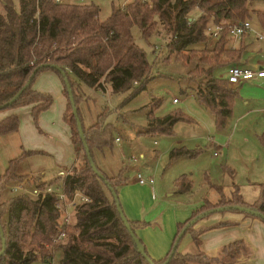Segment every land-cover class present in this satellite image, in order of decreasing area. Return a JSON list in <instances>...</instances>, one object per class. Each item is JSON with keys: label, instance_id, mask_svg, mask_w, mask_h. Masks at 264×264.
<instances>
[{"label": "trees", "instance_id": "trees-1", "mask_svg": "<svg viewBox=\"0 0 264 264\" xmlns=\"http://www.w3.org/2000/svg\"><path fill=\"white\" fill-rule=\"evenodd\" d=\"M114 4L111 14L103 19L100 16L101 7L94 0L87 3L57 0H17L15 3L14 0H0V106L8 103L28 84L37 68L46 65L39 68L20 97L10 106L0 108V111L28 105L37 123L40 115L53 105L54 98L35 88L36 79L45 70L56 72L63 82L68 100L65 120L71 127L74 152L83 159L82 164L71 167L68 175L57 176L49 183L39 178L34 184L45 188L59 182L57 185L62 183L69 195L80 190L91 198L89 203L77 207L66 239L55 246L63 253L60 264L151 263L126 227L106 184L108 181L119 195V188L127 182L123 170L116 177H110L96 165L105 179L93 170L73 114L64 77L57 67L66 72L79 111V104L85 99L84 85L97 90H106L110 86L113 93H122L140 84L133 96L146 89L151 80V66L146 51L135 40L134 27L139 29L144 39L149 40L156 34L159 22L164 24L167 34L163 39L166 40L169 54L182 56L190 64L195 60L187 56V52L194 45L212 39L207 34L209 24L223 25L222 36L213 39V48L210 50L212 57L205 55L197 60L208 67L197 65L188 72H200L207 77L204 83H199L196 95L214 114L217 127L223 129L233 114L239 89L232 87L228 78L214 77L212 74L218 67L237 65L246 49L245 46L234 45L229 26L250 20L253 13L264 28V10L252 11L250 0H181L173 20L160 14L155 1L131 0L125 5ZM195 10H199L200 14L196 18L190 17ZM158 105L159 101H152L145 106L149 121L143 131L145 134H172L177 123L191 120L182 111L155 116L154 108ZM19 126V114L5 117L0 121V136L18 131ZM114 128L113 124L107 122L105 112H101L89 127L83 125L92 156L94 149L102 150L113 144ZM259 139L264 147V133L259 135ZM200 153L201 150L175 148L170 152V160L172 163L182 157H196ZM29 154L32 152L24 151L18 158L12 159L5 173L0 176V198L5 184L19 177V163ZM207 182L209 188L217 192L218 198L215 201L205 198L192 216L178 225L172 249L181 231L193 219L210 210L224 207L225 210L221 212H243L254 216L236 208L240 206L264 215V182L258 184V195L252 202L246 200L237 185L226 193L223 185L212 184L210 180ZM175 185V192L184 194L191 191L193 181L187 175H182L175 180ZM59 216L53 195L33 199L23 193L12 198L8 204H0V224L6 238V250L0 256V264H44L52 256L47 246L52 245L53 237L57 234ZM200 219L187 228L183 237L187 233H195L194 226ZM129 223L136 236V228L147 224L130 220ZM144 249L148 253L145 245ZM172 249L165 259H153L154 263H164ZM193 262L212 264L204 253L183 254L179 245L169 264Z\"/></svg>", "mask_w": 264, "mask_h": 264}, {"label": "rangeland", "instance_id": "rangeland-1", "mask_svg": "<svg viewBox=\"0 0 264 264\" xmlns=\"http://www.w3.org/2000/svg\"><path fill=\"white\" fill-rule=\"evenodd\" d=\"M14 1L17 3V0ZM129 1L131 0H94L101 7L100 16L103 19L111 14L114 3L118 6ZM179 1L157 0L160 14L161 8H164L162 14L173 20L178 12ZM250 9L264 10V0H250ZM199 14L200 11L195 10L190 17L194 18ZM249 21L255 26L259 25L253 13ZM209 26H212V23ZM155 32V35L146 40L141 36L139 29L134 27L135 40L146 51L151 66V80L145 90L133 96L140 84L122 93L83 86L86 99L79 104L82 124L89 127L101 112H105L107 122L115 126L112 132L114 144L103 147V151L93 150L95 164L101 170H105L110 177L117 176L121 169L124 170V176L130 178L140 172L143 175H154L156 185L161 187V194L157 199L159 208L169 205L173 200L168 194L176 191L175 180L182 175H187L193 181V187L188 193L173 194V197L179 200L174 205L176 207L194 204V208H197L207 197L215 201L218 195L209 188L207 178L212 183L223 185L226 192L233 188L231 180L234 179L246 200L254 201L258 195V184L264 182V147L257 136L264 131V85L259 87L252 83H245L242 87L239 85V95L234 102L233 114L226 126L219 129L214 114L199 100L195 92L199 83L201 84V81L204 83L207 77L200 72L187 73L190 69L194 70L197 65L201 68L208 67L197 60L205 55L212 57L210 50L213 48V38L207 43L194 45L192 50L187 52V56L195 60L188 64L182 56L169 54L166 40L163 39L167 34L164 24L159 22ZM259 44L261 50L254 44L245 53L246 59L249 56H252V62L264 59V41H260ZM226 70L224 67L217 68L213 75L226 77ZM53 76L60 78L59 74L52 70L43 71L38 75L35 86L43 85L48 90L54 86L62 89L64 85L61 78V81L56 83ZM52 96L54 98L52 108L45 112L42 118L47 117L49 125L54 129L43 124L42 119L36 123L31 116L30 107H20L17 109L20 117L18 131L0 137V176L5 173L10 161L18 158L24 151H38L20 161L17 169L19 177L5 184L0 204H8L12 198L23 193L28 195V192L33 191L34 184L40 176L46 179L54 178L59 174L61 165L74 164L70 136L64 131L65 122L60 111L59 95L53 93ZM253 97L262 99V109L246 112L248 108L245 102ZM174 99H178V103L175 104ZM152 101H159V105L154 108L155 116L182 111L191 118V121L177 123L172 134L138 135L137 131L147 124L148 110L145 106ZM56 122L57 126L54 125ZM117 138L120 141L116 142ZM175 148L201 150V153L196 157L186 156L171 163L170 151ZM82 163L81 158V161L75 164ZM65 169L69 171L71 167ZM63 172L59 174L60 177ZM21 184L24 185V190L18 189ZM57 184L59 182L56 186ZM151 214L149 218L155 217L159 212L155 209ZM189 239L191 236L187 235L182 240L181 247L189 242ZM62 255V251L56 248L55 264H60Z\"/></svg>", "mask_w": 264, "mask_h": 264}, {"label": "crops", "instance_id": "crops-1", "mask_svg": "<svg viewBox=\"0 0 264 264\" xmlns=\"http://www.w3.org/2000/svg\"><path fill=\"white\" fill-rule=\"evenodd\" d=\"M180 2L181 0L179 1L178 10L180 8ZM155 3L156 4L158 3L157 0H155ZM161 9L164 11V8ZM162 10L161 12L164 13ZM162 15H164L168 20H170L167 17V15L165 14ZM251 24L253 30L250 33L246 34L240 41H235L234 43L235 46L242 45L246 47L242 55V58L239 61V63H237V65L243 67H252V68H257V66H259L260 67L259 69H263L264 59L261 61L258 60L256 62H252L253 60L252 56H249L248 59H246L244 56L245 53L249 50V48L254 44H257L261 50L262 47H260L259 43L260 41H264V28L261 26L260 22L259 25H257L258 27L255 26L253 23ZM260 36H262L263 38H260ZM233 65L234 64H228L218 67V68H222V67L227 68L226 70L227 75L226 77H222V78L227 79L229 68ZM190 70H188V72ZM215 70H217V68ZM212 76L214 75L212 74ZM53 80L56 83H59L61 81L60 78L57 76H53ZM245 83H252L259 87V85H264V77L243 81L239 84H231V86L239 89V85L240 87H242V85ZM35 88L38 91L48 93L50 95H52L53 93L55 95H59L58 100L60 102V111H61L62 119L65 122L64 131L66 133L68 132L70 136V142L72 146L71 148L73 153L72 158L74 160L73 165H75V163H77L79 160L81 161V158L75 155L74 146L71 138V127L68 124V122L65 120V112L67 110L68 100L64 94V87L62 89H59L57 86L56 88L54 86L53 89L48 90L43 85L42 86L39 85L38 87L35 86ZM106 91L111 92L112 91L111 87L107 86ZM61 93L63 94V96H60ZM84 96L86 99L85 92H84ZM261 101L262 99L260 97L249 98L245 102L246 107L248 108L246 109V112L252 111L253 109L261 110L262 109ZM20 107L31 108V106L28 105L20 106ZM18 108L12 110L0 111V121L13 113L19 114L17 112ZM51 108L52 106L49 109ZM48 110L44 111L41 114L42 116L40 115L39 119L40 120L42 119V122H44L43 124H46L47 127H49L50 129H54L53 126L49 125L47 117L45 119L42 118L43 114H45V112H47ZM148 123L149 121L147 116V124L145 125L146 127ZM54 125L57 126L58 123L56 122V124ZM146 127L138 130L137 131L138 135L145 134L143 131H145ZM262 133H264V131L261 132V134ZM259 135L257 136L259 137ZM118 141H120L119 138L116 139V142ZM103 150L104 149H102L101 151ZM28 152L37 153L38 151L29 150ZM215 154L217 155V153ZM60 162L65 163L66 161H60ZM73 165L71 166L61 165L62 168L64 169L61 168L59 174L65 171L66 170L65 168L72 167ZM102 171L105 172V170L103 169ZM59 174L51 179L42 178V176L40 175L39 178L40 181L49 183L51 180L59 176ZM137 174L138 173H136L132 178H130L129 176L127 177L124 176V178L127 179V182L125 185L119 188V198L121 201L123 211L126 217L128 218V220L142 221L147 223L144 226H138L135 230L136 234L145 245L149 256L156 261H160L162 259H165L168 253L170 252V250L172 249L173 242L178 232V225L188 220L198 207L194 208V204L187 205L185 207L174 206L179 202V200L173 197V194H176V192L174 191L173 193L168 194L169 197L173 198V200L169 202V205L166 204V206L159 208L157 199L161 194V187H159V185L158 186L156 185L157 184L156 181L153 184H144V185L140 184L137 181ZM150 176L154 177V175H150ZM111 177H116V176H111ZM207 180L210 179L207 178ZM231 181H232V185H237L234 182V179H232ZM238 187L240 189V186ZM175 189H176V185H175ZM155 209H157L159 214L156 215L155 217L153 216V218H149L152 215L151 213L154 212ZM194 232L195 233L193 234L187 233L181 239L179 243V249L183 254L195 255V254L204 253L211 260L212 264H264V221L261 218L250 216L248 214L244 215L241 212H233V211L215 212L201 218L194 226ZM187 235H190L191 239H189V242H187L183 247H181V242ZM192 264H199V263L193 262Z\"/></svg>", "mask_w": 264, "mask_h": 264}, {"label": "built area", "instance_id": "built-area-1", "mask_svg": "<svg viewBox=\"0 0 264 264\" xmlns=\"http://www.w3.org/2000/svg\"><path fill=\"white\" fill-rule=\"evenodd\" d=\"M58 2H81L84 0H57ZM125 5V3H124ZM192 22V18L190 19ZM252 24L249 20L243 21L241 23L232 24L229 26V32L235 41H240L246 34L252 31ZM224 31V26L220 24L212 23V26H208L207 34L213 39H219ZM260 38H263L260 36ZM264 77V69L243 67L238 65H233L228 71V80L230 84H239L243 81L253 80L256 78ZM137 84V82H136ZM174 103H178V99H174ZM69 171L63 172L61 175L66 176ZM137 181L144 184H153L155 178L149 175H143L142 173L137 174ZM18 189L24 190V185H19ZM33 199H44L48 195H53L56 198V207L59 210L60 216L58 219V230L57 234L53 237L52 245H48L50 248L52 256L48 257L44 264H55L54 262V251L55 246L62 241H64L68 235L69 228L73 224L76 209L79 205L83 203H89L91 198L82 193L80 190L75 191L73 194L69 195L64 188V185H47L45 188H39L34 186L33 191L28 192Z\"/></svg>", "mask_w": 264, "mask_h": 264}, {"label": "water", "instance_id": "water-1", "mask_svg": "<svg viewBox=\"0 0 264 264\" xmlns=\"http://www.w3.org/2000/svg\"><path fill=\"white\" fill-rule=\"evenodd\" d=\"M41 67H46V65H42ZM39 67V68H41ZM39 68H37L34 73L32 74V77L31 79L35 76V74L38 72ZM57 69L61 72L62 76L64 77V81H65V84H66V87H67V91H68V94H69V98H70V101H71V105H72V109H73V114L76 118V121H77V126H78V129H79V132L81 134V138H82V142H83V145L85 147V151L87 153V156H88V159H89V162L93 168V170L95 171V173L97 175H99L100 178L102 179H105V176L104 174L98 169V167L96 166L95 164V161H94V158L92 156V153L90 151V148L88 147V144H87V141H86V137L84 135V129H83V124H82V121H81V118H80V115H79V111H78V107L76 105V102H75V98H74V94H73V90H72V87H71V84H70V81L66 75V72H64L60 67H57ZM31 79L30 81L28 82V84L23 88L21 89L8 103H6L5 105L3 106H0V108H6L7 106H10L11 104H13L19 97L20 95L23 93V91L27 88V86L29 85V83L31 82ZM106 184L107 186L109 187L114 199H115V202H116V206H117V209H118V212L120 213L126 227L128 228V230L130 231L132 237L134 238L136 244L140 247L143 255L145 256V258L151 263V264H155L153 259L149 256L148 253H146L145 249H144V245L142 243V241L135 235L134 231L132 230V227L129 223V220L128 218L126 217L124 211H123V208H122V205H121V201H120V198H119V195L118 193L115 191V189L111 186V184L106 181ZM237 209L241 210V211H244V212H248L254 216H257L261 219L264 220V215L260 212H256L254 210H251L250 208H246V207H236ZM225 208L224 207H221V208H217L215 210H210L206 213H202L201 215H199L197 218L193 219L190 224L187 225V227L181 231V233L179 234L177 240H176V243L171 251V254L169 255L168 259L162 263V264H169L172 257L174 256L177 248H178V245H179V242L181 241L183 235L185 234L187 228L191 225V224H194L199 218H203L205 215H209V214H212V213H215V212H221V211H224ZM0 238H1V243H2V249L0 251V256L4 254L5 250H6V238H5V233H4V230L2 228V225L0 224Z\"/></svg>", "mask_w": 264, "mask_h": 264}]
</instances>
